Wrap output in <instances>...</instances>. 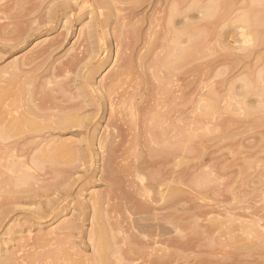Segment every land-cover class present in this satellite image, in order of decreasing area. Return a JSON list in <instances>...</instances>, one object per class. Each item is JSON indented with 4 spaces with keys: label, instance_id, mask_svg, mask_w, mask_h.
<instances>
[{
    "label": "bare ground",
    "instance_id": "bare-ground-1",
    "mask_svg": "<svg viewBox=\"0 0 264 264\" xmlns=\"http://www.w3.org/2000/svg\"><path fill=\"white\" fill-rule=\"evenodd\" d=\"M27 1L0 3V31L5 34L0 43L5 44V53L61 23L68 34L69 24L81 23L89 5L87 0H65L42 8ZM114 1L94 0L91 21L79 31L83 41L61 58L48 60L62 40H44L0 72L8 84L0 89L5 100L0 149L20 146L27 154L29 146L37 150L33 155L24 153L21 160V167L33 174L44 163L56 166L78 160L82 166L98 168L92 173L106 182V191L89 198L92 206L81 204L72 219L58 227L62 232L48 234L54 235L47 243L55 249L32 258L46 256L52 264H217L210 257L214 252L202 258L185 254L196 243L192 238L184 240L185 215L190 213L187 218L193 221L216 211L196 203L184 207L194 197L183 187L181 162L182 151L198 139L196 61L208 38L219 41L226 52L240 55L260 48L264 8L258 6H264V0ZM245 3H250L248 10ZM114 52L117 70L97 81ZM258 80V85L243 82L246 91L259 96L258 107H244L245 114L264 108V70L258 72ZM245 88L234 95L243 96ZM210 98L204 111L207 116L219 104L213 94ZM69 132L82 138H62ZM53 171L69 175L64 169ZM23 174L21 181H27L29 173ZM46 204L53 207L56 202L47 199ZM86 209L91 222L90 256L81 255L70 243L73 231L80 227L78 221L84 220L82 215L86 220ZM49 214L50 219L58 216L54 210ZM206 219L211 232L222 229L227 218ZM263 242L248 248L260 249ZM11 260L6 257L0 264H11Z\"/></svg>",
    "mask_w": 264,
    "mask_h": 264
},
{
    "label": "rangeland",
    "instance_id": "rangeland-1",
    "mask_svg": "<svg viewBox=\"0 0 264 264\" xmlns=\"http://www.w3.org/2000/svg\"><path fill=\"white\" fill-rule=\"evenodd\" d=\"M130 1L134 2V0H116L114 3H132ZM152 1H142V3ZM65 2V0H28L26 3H39L44 8ZM167 2L168 0L159 1V3ZM0 3L14 2L2 0ZM87 3L89 5L85 10V19L81 23L71 22L68 34L61 23L37 37L34 36L27 44L11 51L12 54L2 50L5 44L1 42L0 72L12 61L30 54L35 46L44 40L53 38L62 40L61 45L48 59L50 63L68 53L73 46L77 47L83 41V36H79L80 28L91 21L89 12L95 2L87 0ZM249 5L250 3L248 6L245 3L246 10L249 9ZM258 7V9L264 8L263 5ZM70 16L74 14L71 13ZM2 22L6 21L2 20ZM63 32L66 36L62 35ZM3 35L5 36L1 33L0 36ZM205 42L210 46L204 45L201 48L196 61L199 102L197 112L200 118L198 139L194 146L182 151L181 168L184 173L183 187L186 194L195 197V200L194 197L192 198V202H185L184 207L188 208L196 203L198 206H212L216 211L205 218L194 217L193 221L188 219L190 213L185 211V214H188L185 215L187 220H183L186 225L184 240L192 238L193 244L196 242L193 251L185 254L202 258L214 252L216 254L212 253L210 257L222 264H264V245H261L263 247L260 246V249L256 246L258 249L254 250L249 246L259 243V240L264 241V108L256 109L259 110L258 112L251 110L245 114L246 107L252 108L249 105L258 107L259 96L246 91L243 87L244 80L257 85L260 82L262 84V81L258 80V72L264 70V41L262 46L255 48L251 54L241 51L242 55L238 51L226 52L216 39L208 38ZM104 55L105 52L96 62L97 64ZM114 56L115 52L97 74V81L117 70ZM62 58L66 59L65 56ZM70 77L75 78L74 75ZM6 81L5 76L0 77V89L8 85ZM243 88H245L243 96L234 95L236 90H242L241 92L244 93ZM246 92L249 94L246 95ZM211 94L218 98L219 104L216 109L210 108L211 114L208 113L207 116L204 111L212 99ZM230 96L234 99L236 96L237 99L233 101ZM4 105L5 100L0 96V113ZM62 138L79 140L82 135L69 132ZM15 139L17 140L18 137ZM29 147L28 154L36 153L37 150L32 151V147L30 149ZM21 149L20 146L10 151L0 149V261L12 257L11 264H52L46 256L38 257L37 260L32 257L36 253L45 254L55 249V246L51 247L47 243L54 235L48 234L54 230L57 231L55 235L62 232L58 227L71 220L76 208L81 204L92 206L89 198H93L95 193L106 191V182L97 180L96 173H92L98 168L82 166L78 160L72 164L63 163L56 166L44 163L40 169L37 168L35 173L37 176H35L21 167L23 154L28 155ZM53 168L67 170L68 177L60 172L59 174L54 172ZM23 173H29L27 181H21L20 177L24 175ZM47 199L54 200L55 206H48ZM63 207L64 211L60 213ZM53 210L58 216L50 219L49 213ZM84 211L86 220L82 215L84 220L78 221L80 227L73 231L70 243L81 255L90 256L92 249L87 234L91 222L88 219L89 209ZM224 216L227 219L222 229H213L211 232L207 229L206 224L208 225L209 221L206 218L223 219ZM41 237L43 240L39 239ZM221 257L225 258L223 259L225 263L221 261ZM219 262L217 264H221Z\"/></svg>",
    "mask_w": 264,
    "mask_h": 264
}]
</instances>
